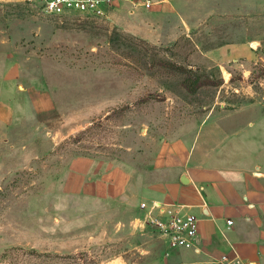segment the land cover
<instances>
[{
	"label": "rangeland",
	"instance_id": "obj_1",
	"mask_svg": "<svg viewBox=\"0 0 264 264\" xmlns=\"http://www.w3.org/2000/svg\"><path fill=\"white\" fill-rule=\"evenodd\" d=\"M238 45L248 57L226 55ZM0 100V264H116L127 253L92 229L120 208L78 185L118 169L155 182L164 143L192 144L225 112L264 119V0L61 16L0 0ZM166 249L173 264H222Z\"/></svg>",
	"mask_w": 264,
	"mask_h": 264
},
{
	"label": "crops",
	"instance_id": "obj_2",
	"mask_svg": "<svg viewBox=\"0 0 264 264\" xmlns=\"http://www.w3.org/2000/svg\"><path fill=\"white\" fill-rule=\"evenodd\" d=\"M226 50L231 58L250 54L245 45ZM9 111L10 103L0 100V121H9ZM230 114L221 123L207 120L192 144L164 143L155 158L161 177L155 182L118 169L105 176L108 183L78 185V192L120 208L109 224L92 229L95 244L127 253L116 264H173L166 241L155 238L147 220L175 207L198 219L196 248L205 261L229 255L244 264H264V119L241 110Z\"/></svg>",
	"mask_w": 264,
	"mask_h": 264
},
{
	"label": "built area",
	"instance_id": "obj_3",
	"mask_svg": "<svg viewBox=\"0 0 264 264\" xmlns=\"http://www.w3.org/2000/svg\"><path fill=\"white\" fill-rule=\"evenodd\" d=\"M166 0H29L32 7L47 15L61 16L67 13L100 15L117 3L128 2L134 7L152 10ZM142 208H145L142 205ZM156 208V206H155ZM228 227L233 221H227ZM147 226L163 238L170 250L196 248L198 245V219L182 213L177 207L159 215H151ZM222 264H243L239 258L222 257Z\"/></svg>",
	"mask_w": 264,
	"mask_h": 264
},
{
	"label": "water",
	"instance_id": "obj_4",
	"mask_svg": "<svg viewBox=\"0 0 264 264\" xmlns=\"http://www.w3.org/2000/svg\"><path fill=\"white\" fill-rule=\"evenodd\" d=\"M255 45L258 47V45H257V44H252V46H253V47H254ZM181 181H182V183H189V181H184V178H182V180H181Z\"/></svg>",
	"mask_w": 264,
	"mask_h": 264
}]
</instances>
